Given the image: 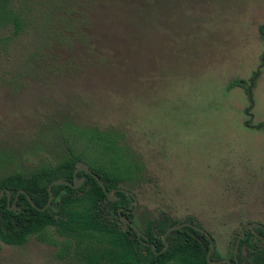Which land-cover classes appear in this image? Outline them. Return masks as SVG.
<instances>
[{"label": "rangeland", "instance_id": "rangeland-1", "mask_svg": "<svg viewBox=\"0 0 264 264\" xmlns=\"http://www.w3.org/2000/svg\"><path fill=\"white\" fill-rule=\"evenodd\" d=\"M23 4L22 32L0 29L5 170L54 163L67 146L91 166L97 150L75 129H98L116 135L135 172L120 185L136 220L192 216L219 258L235 231L264 224V131L254 127L264 123V66L245 91L264 53V0ZM0 264L77 262L29 237L0 241Z\"/></svg>", "mask_w": 264, "mask_h": 264}, {"label": "trees", "instance_id": "trees-1", "mask_svg": "<svg viewBox=\"0 0 264 264\" xmlns=\"http://www.w3.org/2000/svg\"><path fill=\"white\" fill-rule=\"evenodd\" d=\"M26 1L0 0V29L11 28L12 36L22 32L24 24L20 8ZM259 32L264 39L263 25L259 27ZM263 66L264 53L246 83L245 91L249 97ZM232 85L243 87L245 83L237 81ZM249 109L250 106H247L245 111L248 112ZM254 127L264 131L262 122ZM75 130L77 135L85 137L87 145L96 148L97 151L93 155L99 157L92 155L87 160L107 190L121 187L120 183L128 188L135 178V172L122 154L116 135L98 129ZM67 150L68 154L63 153L54 163L28 171L5 170L0 156V191L3 190L0 196L1 242L22 245L29 237H34L42 243L56 247V254L60 259H73L77 264H208L206 253L209 240L205 233L190 226L180 227L173 234L166 236L168 246L163 249L165 245L161 235L177 221L173 219L170 222V217L162 214L160 222L152 227L157 217L136 220L135 213L129 214L128 217L134 219L141 233L147 236L148 244L145 245L131 227H122L117 213L119 206L129 207L127 203L131 201L130 196L115 192L121 199L109 201L97 180L83 171L76 173L77 176H85L81 186L72 188L66 184L53 185L51 203L46 209H39L47 202L48 184L56 178L72 181L75 162L87 157L82 151L74 152L70 146H67ZM115 155L121 159L116 160ZM5 190L10 191L9 204ZM20 190L27 193L36 207L29 202L25 193L19 192ZM16 194V210H11L9 207ZM188 221H191V218H188ZM239 231L232 235L228 255L230 258L233 257ZM255 231L257 234L250 230L245 231L238 252L245 249L242 256L247 254L249 264H264V230L256 228ZM216 256L217 252L213 249L211 258L219 260Z\"/></svg>", "mask_w": 264, "mask_h": 264}, {"label": "water", "instance_id": "water-1", "mask_svg": "<svg viewBox=\"0 0 264 264\" xmlns=\"http://www.w3.org/2000/svg\"><path fill=\"white\" fill-rule=\"evenodd\" d=\"M78 171H84L85 173H88V174L92 175L97 180L99 185L102 187V189H103V191H104V193L106 195V198L109 201H117V200L120 199V197L115 194V189H111L109 191L107 190V188L103 184V181L97 176L96 173H94L91 170L90 166L87 163H85L82 160H77L75 162V168L73 170V179H72V181L65 180L63 178H56V179L52 180L47 186V190H48L47 202L44 204L43 207H41L39 209L44 210L51 203V201L53 199V193H52L51 188H52L53 185H55V184H66V185L71 186L72 188H78L79 186H81L83 184L84 180H85V176H81V177L78 178L76 176V173ZM5 192L7 194L8 204H9L10 203V191L9 190H5ZM19 192L25 193L27 198H28V200H29V202L33 206L36 207L34 202L27 195V193L24 192V190H20ZM2 194H3V190L0 191V196H2ZM17 194H16V197L14 198V200L11 202V206L9 207L11 210H16L15 202H16ZM128 194L130 196H133L132 192H130V191H128ZM133 198H134L135 206L132 209V211H134L135 208H136V199H135L134 196H133ZM17 209L20 210L19 207H17ZM117 213H118V216H119L121 222L123 224L128 225L129 227H131L136 232L137 237L142 239V243L147 245L148 244L147 236L143 235L141 233V231L139 230V228L121 212V208H119L117 210ZM163 214L166 215L165 213H163ZM161 218H162V215H160L157 218V220L153 222L152 227H155L160 222ZM169 221L171 222V218L169 219ZM182 226H190L193 229H195L197 231H200V232H203V233H205L207 235L208 240H209V246H208V250H207V253H206V260H207L208 264H220V263L229 264V259L228 258L219 259V260H215V259L211 258V255H212V252H213V249H214V242H213L212 236L206 230H204L201 226L197 225V221L195 219H194V221L192 223L185 222V221H179L177 224L169 226L167 228V230L161 235V238H162V240L164 242V245H165L163 249H165L168 246V243L165 241L166 240V236L168 234H173L176 229H178V228H180ZM256 228H260V229L264 230V224L261 223V222H249V223H246L244 226H242V228H241V230H240V232H239V234H238V236H237V238L235 240V244H234V248H233V259L235 261V264H237V253H238L239 243H240V240H241L242 236L244 235L246 230H250L251 232L257 234L256 231H255ZM152 248H154L153 245H152ZM245 255L246 256L243 257V262H244V264H249V262H248V260L246 258L247 254H245Z\"/></svg>", "mask_w": 264, "mask_h": 264}, {"label": "flooded vegetation", "instance_id": "flooded-vegetation-1", "mask_svg": "<svg viewBox=\"0 0 264 264\" xmlns=\"http://www.w3.org/2000/svg\"><path fill=\"white\" fill-rule=\"evenodd\" d=\"M78 172H80V171H78ZM77 172V173H78ZM84 172V171H83ZM85 173V172H84ZM77 176V175H76ZM81 176H84L83 174H80L79 176H77L78 178L79 177H81ZM115 189V192H123V193H125V194H128V191L129 190H127V189H125V188H122V187H118V188H114ZM123 189V190H122ZM111 190V189H110ZM129 195V194H128ZM130 196V195H129ZM120 197V196H119ZM130 198H131V201L133 200L134 201V198H133V196H130ZM120 199H121V197H120ZM119 199V200H120ZM119 200H117V201H119ZM126 203V202H125ZM130 202H128L127 204H129ZM134 206H135V204L134 205H130L129 204V207H125V206H119V208H121V212L129 219V220H131L129 217H128V215L129 214H133L134 213V211H132V209L134 208ZM118 208V209H119ZM117 209V210H118ZM163 214V213H162ZM161 214V215H162ZM188 218H191V221H188ZM173 219H171V221H172ZM133 223H134V219L133 220H131ZM177 221V223L179 222V221H185V222H189V223H192L193 221H194V218L192 217V216H184L183 218H181V219H179V220H176ZM176 223V224H177ZM135 224V223H134ZM121 225H122V227L123 228H125L126 226H128V225H125V224H123L122 222H121ZM174 225V224H173ZM197 225H199L198 223H197ZM171 226V225H170ZM200 226V225H199ZM183 227V226H182ZM209 233V232H208ZM243 255V251H240V252H238L237 253V264H244V262H243V257L244 256H246V255H244V256H242ZM225 258H228L229 259V264H235V261H234V259H233V257L232 258H230L229 256H227V257H225ZM220 259H224V258H220ZM226 264V263H225Z\"/></svg>", "mask_w": 264, "mask_h": 264}]
</instances>
